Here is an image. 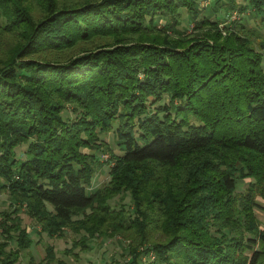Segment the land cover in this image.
Masks as SVG:
<instances>
[{
  "label": "trees",
  "instance_id": "1",
  "mask_svg": "<svg viewBox=\"0 0 264 264\" xmlns=\"http://www.w3.org/2000/svg\"><path fill=\"white\" fill-rule=\"evenodd\" d=\"M242 1L226 6L263 25L264 0ZM199 6L0 0V29L16 40L0 50V191L11 199H0V264L34 243L21 209L50 237L76 233L69 252L121 235L127 253L109 264H264V40L247 22L224 34ZM187 15L193 32H169ZM109 132L122 154L90 191L102 160L85 149L108 150ZM127 194L133 210L111 204ZM56 260L52 245L30 256Z\"/></svg>",
  "mask_w": 264,
  "mask_h": 264
},
{
  "label": "rangeland",
  "instance_id": "2",
  "mask_svg": "<svg viewBox=\"0 0 264 264\" xmlns=\"http://www.w3.org/2000/svg\"><path fill=\"white\" fill-rule=\"evenodd\" d=\"M217 1L218 0H200L199 7L202 13L201 15L204 16V14H207L209 17L218 20L219 27L224 30V34L226 33L224 29L226 25L230 26L231 24L234 25L236 23L247 22V27L252 29L257 35V37L254 38L255 43H259L260 40H264V24L261 25L258 21H256L249 11L247 13H241L237 8L235 10H229V8L226 6V0H219V7L217 10H215ZM234 12H237L238 14H233ZM1 23H4V20L0 17V26ZM164 24L165 21L161 20L158 26H163ZM193 26L194 25L191 22V17L187 15V18L181 25L176 26L169 32L176 35L191 33L194 31ZM15 41V37L11 33L0 29V50H3L4 47L1 48L3 45L9 47L12 46ZM73 52L74 51L72 50H65L62 52H57L54 56L55 58L64 59ZM64 115L66 117H74L75 114L73 113L71 106L67 107ZM100 135L101 140L108 144V150H105L102 147L100 149H85L87 152H96V154L100 155L102 160L101 164L97 165V172L94 176L92 187L89 189L90 191H93L98 187L105 186L109 182L110 168L115 162V159L114 161L109 162L112 152H115L116 154H122V150L118 146L117 140L115 139L112 132L100 133ZM26 149V143L20 145L16 148L17 155L21 158H25ZM248 181L249 179L240 181L242 186L239 185L237 190L240 192L243 191L246 188ZM0 199L2 201V208H6L11 201L6 191H0ZM258 199L262 201L261 198ZM111 204L115 208H120L121 205H124L128 210H133V203L130 199V194H127L123 199L119 197L112 199ZM255 212L257 218L261 222V228H264L263 210L256 208ZM18 214L22 218L23 226L30 228L31 236L34 239V243L28 249L22 250L19 264H30V256H33L36 262L42 261L46 256V247L48 245H52L54 247L57 256V260L53 262V264H61L58 260L64 261L65 264H109L115 260H123L124 255L127 253V241L121 235L106 238H92L89 241L92 247L91 250L84 251L80 248H76L73 252H69L74 240L79 237L70 228H66L64 235L61 237H50L47 233L41 232V227L35 222L34 219L25 213L24 209H21Z\"/></svg>",
  "mask_w": 264,
  "mask_h": 264
},
{
  "label": "built area",
  "instance_id": "3",
  "mask_svg": "<svg viewBox=\"0 0 264 264\" xmlns=\"http://www.w3.org/2000/svg\"><path fill=\"white\" fill-rule=\"evenodd\" d=\"M233 14H238V13H237V12H234ZM234 17H235V16H234ZM154 258H155V254L151 252V254H150V259L153 260Z\"/></svg>",
  "mask_w": 264,
  "mask_h": 264
}]
</instances>
